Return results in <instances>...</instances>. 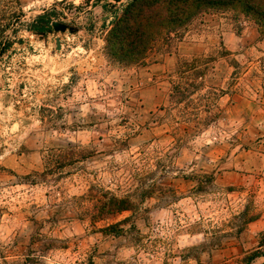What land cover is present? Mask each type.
Wrapping results in <instances>:
<instances>
[{
  "label": "rangeland",
  "instance_id": "rangeland-1",
  "mask_svg": "<svg viewBox=\"0 0 264 264\" xmlns=\"http://www.w3.org/2000/svg\"><path fill=\"white\" fill-rule=\"evenodd\" d=\"M129 1L0 0V264H264V31L209 11L229 36L126 65ZM47 11L77 29L30 31Z\"/></svg>",
  "mask_w": 264,
  "mask_h": 264
},
{
  "label": "trees",
  "instance_id": "trees-1",
  "mask_svg": "<svg viewBox=\"0 0 264 264\" xmlns=\"http://www.w3.org/2000/svg\"><path fill=\"white\" fill-rule=\"evenodd\" d=\"M231 9L241 12L264 31V0H130L122 12H114L105 36L107 54L126 65L140 63L159 37L178 34L205 12ZM53 19L47 11L38 15L28 29L46 35L52 31ZM5 31L1 26L0 57L11 47V41L4 38ZM110 199L111 202L99 200L103 210L110 209L108 215L131 209L127 198Z\"/></svg>",
  "mask_w": 264,
  "mask_h": 264
},
{
  "label": "crops",
  "instance_id": "crops-1",
  "mask_svg": "<svg viewBox=\"0 0 264 264\" xmlns=\"http://www.w3.org/2000/svg\"><path fill=\"white\" fill-rule=\"evenodd\" d=\"M225 13H205L198 20H193L188 28L184 30L182 36L177 38L175 47L180 51V55H196L208 44V38L215 32L223 34L224 38L231 34L233 23L224 17ZM246 23V22H244ZM243 23V24H244ZM245 31L249 29L245 26ZM200 50V51H198ZM198 51V52H197Z\"/></svg>",
  "mask_w": 264,
  "mask_h": 264
},
{
  "label": "water",
  "instance_id": "water-1",
  "mask_svg": "<svg viewBox=\"0 0 264 264\" xmlns=\"http://www.w3.org/2000/svg\"><path fill=\"white\" fill-rule=\"evenodd\" d=\"M136 1V0H134ZM52 27L55 31H59V32H65L67 30L74 32L77 28L75 26H72L66 22H62V21H58V20H54L52 22ZM57 46L58 48H61V40L58 37L57 38Z\"/></svg>",
  "mask_w": 264,
  "mask_h": 264
}]
</instances>
